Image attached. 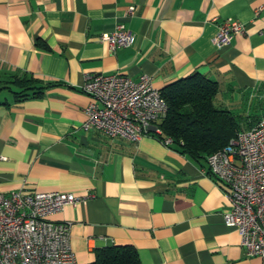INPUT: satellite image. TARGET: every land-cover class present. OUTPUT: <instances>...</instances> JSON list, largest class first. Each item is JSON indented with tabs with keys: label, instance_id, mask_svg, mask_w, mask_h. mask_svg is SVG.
Here are the masks:
<instances>
[{
	"label": "crops",
	"instance_id": "crops-1",
	"mask_svg": "<svg viewBox=\"0 0 264 264\" xmlns=\"http://www.w3.org/2000/svg\"><path fill=\"white\" fill-rule=\"evenodd\" d=\"M226 20L246 32L217 49ZM116 25L133 42L111 52L100 38ZM194 73L218 84L214 104L243 129L264 118V0H0V84L32 78L41 91L19 102L14 86L0 91V193L83 198L49 218L69 225L78 264L109 246L135 248L140 264H262L224 225L206 159L81 127L87 74L147 75L160 91Z\"/></svg>",
	"mask_w": 264,
	"mask_h": 264
},
{
	"label": "built area",
	"instance_id": "built-area-1",
	"mask_svg": "<svg viewBox=\"0 0 264 264\" xmlns=\"http://www.w3.org/2000/svg\"><path fill=\"white\" fill-rule=\"evenodd\" d=\"M245 32L244 24L223 21L213 44L219 49ZM100 40L111 52L133 42L122 25ZM82 89L91 98L84 110L83 130L130 143L148 136L165 147L173 143L169 137L159 139L158 124L167 107L149 76L133 80L121 74H87ZM206 162L208 174L228 202L224 225L237 232L246 257H259L264 264V118L238 132ZM83 201L69 193H0V264H78L70 247L69 225L49 218L64 206Z\"/></svg>",
	"mask_w": 264,
	"mask_h": 264
},
{
	"label": "trees",
	"instance_id": "trees-1",
	"mask_svg": "<svg viewBox=\"0 0 264 264\" xmlns=\"http://www.w3.org/2000/svg\"><path fill=\"white\" fill-rule=\"evenodd\" d=\"M38 81L32 78H14L0 84L14 86L16 102L41 95ZM218 84L198 73L181 78L160 90L167 111L158 126L162 137H169L182 154L194 160L222 149L230 139L242 130V117L230 110L218 107L214 99ZM258 123V122H256ZM255 125V124H254ZM89 264H140L138 253L131 246H109L94 251V260Z\"/></svg>",
	"mask_w": 264,
	"mask_h": 264
},
{
	"label": "rangeland",
	"instance_id": "rangeland-1",
	"mask_svg": "<svg viewBox=\"0 0 264 264\" xmlns=\"http://www.w3.org/2000/svg\"><path fill=\"white\" fill-rule=\"evenodd\" d=\"M242 113V112H241Z\"/></svg>",
	"mask_w": 264,
	"mask_h": 264
}]
</instances>
